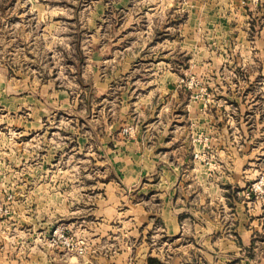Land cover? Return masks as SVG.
Wrapping results in <instances>:
<instances>
[{
    "label": "rangeland",
    "instance_id": "1",
    "mask_svg": "<svg viewBox=\"0 0 264 264\" xmlns=\"http://www.w3.org/2000/svg\"><path fill=\"white\" fill-rule=\"evenodd\" d=\"M132 43L176 70L171 115L193 91L205 115L197 158L217 159L218 127L230 153L235 146L242 162L264 163V0H0V264H42V247L51 256L85 251L67 219L89 201L70 191L74 178L85 187L111 176L103 136L121 99L98 86L111 74L112 52ZM262 177L243 195L257 193ZM226 246L225 264H248L249 249L230 261ZM213 251L208 264H216Z\"/></svg>",
    "mask_w": 264,
    "mask_h": 264
},
{
    "label": "crops",
    "instance_id": "2",
    "mask_svg": "<svg viewBox=\"0 0 264 264\" xmlns=\"http://www.w3.org/2000/svg\"><path fill=\"white\" fill-rule=\"evenodd\" d=\"M132 45L112 52L111 74L98 86L106 88L105 98L117 93L121 99L108 109L103 136L111 176L100 186L88 178L85 187L74 178L70 191L74 201H89L83 214L74 211L67 219L86 249L51 256L42 247V264H208L211 248L213 261L225 264L227 242L228 260L241 259L236 250L244 248L249 256L243 261L264 264V195H243L247 182L264 173V163L242 162L235 146L230 153L218 127L212 130L217 159L197 158L204 149L195 143V131L204 129L205 115L193 91L171 115L178 84L170 75L176 70L170 63L163 70L160 55L147 58L145 46ZM163 72L170 79L163 81Z\"/></svg>",
    "mask_w": 264,
    "mask_h": 264
},
{
    "label": "built area",
    "instance_id": "3",
    "mask_svg": "<svg viewBox=\"0 0 264 264\" xmlns=\"http://www.w3.org/2000/svg\"><path fill=\"white\" fill-rule=\"evenodd\" d=\"M252 188H253V190L255 192H257V194H260V195L264 194V177L256 180L253 183V187ZM67 246H71L73 250H75V249L77 250V246L76 245H72V244L70 245L69 242H67ZM79 250H80L79 252H83L84 251L83 246H81L79 248Z\"/></svg>",
    "mask_w": 264,
    "mask_h": 264
}]
</instances>
